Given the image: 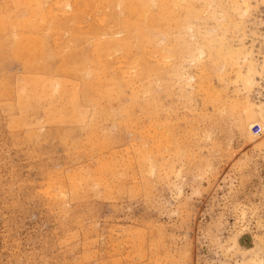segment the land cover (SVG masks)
I'll return each mask as SVG.
<instances>
[{"label": "rangeland", "instance_id": "rangeland-1", "mask_svg": "<svg viewBox=\"0 0 264 264\" xmlns=\"http://www.w3.org/2000/svg\"><path fill=\"white\" fill-rule=\"evenodd\" d=\"M195 1L202 2L197 4H201L200 7L204 5L202 9L207 12L205 15L203 10L204 16L208 18V9L212 12L214 9L216 17L207 19L202 15L200 19L205 18L204 21L196 18L191 25L198 26L197 33L207 23V29L213 25L217 36L220 33L216 29L220 23L218 18L222 20L219 4L227 3L226 7L223 6L227 9L225 14L228 11V17H233L229 20L234 21L228 22L230 27H226L230 39L227 44L231 41L230 48L240 46L238 37L241 36L240 40L245 45L243 47L242 44L243 50L253 51L259 70L261 61L264 63V1L246 0L250 9H245V15L241 6L239 10L242 13L229 4V0H219L221 3L217 0L210 3L208 0ZM56 5H50L52 9L55 8L53 14L59 9L65 10L57 12L58 18L65 13L70 17L75 11L73 6ZM58 13H61V17ZM83 17V21L79 18L77 22L66 23L65 29L79 25L78 29L83 32L91 21H96L89 16ZM215 18L218 21L216 26ZM235 22H240V26ZM191 25L189 30L181 33L182 36L180 34L181 38L178 34L173 35L174 44L178 40L174 37H179L184 43L197 47L206 32L204 34L202 30L200 35L203 37L200 38L196 28ZM64 27L52 41L49 33L43 32L49 49L53 50L55 44L61 47L66 41L69 32ZM62 30L67 32L63 31V36ZM180 40L177 43L185 46ZM53 41L57 43L53 44ZM84 46L86 42H79L77 49ZM175 46L179 49L178 44ZM204 51L207 53V50ZM206 53L202 56H206ZM47 54L41 60L48 58L49 61ZM194 54L186 55V61L183 58L177 60L179 57L176 61L174 57L176 63L180 62L175 63V69L183 71V74L181 70V74H178L180 79L173 74L171 76L175 79L166 76V90L163 86L165 82L153 83L154 101H160L159 106V101L156 103L155 116L150 111L153 119H148L144 111L134 107L130 118L133 125L130 119L129 123L120 125L118 115L122 117V114H117V110L113 117L97 113L89 116L92 121L86 118V121L77 119L78 122H75L74 114H82L83 111L86 114V109L91 111L85 103L80 105H83L81 108L86 106L84 109L79 107L80 111L68 110L65 120L63 116H59L61 120H56V117L54 120V112L57 111L47 109V101L40 102L39 108L37 106L36 110L26 111L25 114L18 108L16 100L7 93L3 94V91L7 86L8 91L16 88L18 76L27 73L26 67L8 55L4 58L0 54V264H264V105L258 107L253 115H245L246 111L243 112L242 108L246 100L251 99L256 105L264 101V75L256 80L255 85L252 84L254 87L251 85L252 88L245 91L242 84H237L238 80L236 82L234 79V84L235 67H228L227 75L223 76L225 79H219V74L214 71L210 73L209 61L205 62L206 59L203 62L199 57L200 61ZM115 58L114 62L117 60ZM123 60L120 59L121 66ZM54 61V64H59V57H54ZM36 69H30L33 72L26 75L44 76L40 67ZM204 69L208 73L203 71V75L201 70ZM186 73L190 75L189 79ZM206 73L210 77H205ZM67 74L64 73L61 79L71 78L67 82H72L73 77ZM200 82L202 88L210 84L212 86L209 87L215 91L221 88L219 92H222L223 101L229 99L230 104L235 93L242 96L240 99H248L243 104L240 99L236 102L237 96L234 98L242 106H238L240 112H230V105L222 110L216 103L204 101L209 98L205 99L208 94H203L201 88L199 90L197 85ZM134 83L124 89V97L117 102L119 105L128 101L127 95L132 94H129L131 87L132 91L139 89L137 81ZM162 86L166 93L162 91ZM235 87H239V91ZM202 96L205 97L202 99ZM215 106L219 108L217 111ZM145 114L147 118L144 119ZM160 122L164 129L169 128L165 129L170 130L167 134L173 135L169 137L175 150L173 147H163L164 151H157L160 153L155 155L157 161L154 159L151 166L144 165L145 168L139 169L133 155L136 147L142 139L156 136L163 129L159 128ZM122 124L124 127L127 125L126 128ZM151 126L155 131L159 128L158 132L154 133ZM90 128L95 132H91ZM90 133L92 142L87 139ZM93 134L99 137L93 138ZM102 136L113 141L109 139L106 144ZM149 144L152 149L156 147L151 142ZM131 156L133 161L129 160ZM113 161L120 165L116 170L112 169ZM126 162H131L132 167L128 165L125 168Z\"/></svg>", "mask_w": 264, "mask_h": 264}, {"label": "bare ground", "instance_id": "bare-ground-1", "mask_svg": "<svg viewBox=\"0 0 264 264\" xmlns=\"http://www.w3.org/2000/svg\"><path fill=\"white\" fill-rule=\"evenodd\" d=\"M51 1H53V3H55L57 5L58 4H60V5L65 4L68 7L73 6L72 8L75 11H74V13L72 12V14H70V17H69L68 13H65V14H62V15H64V16H62V18H58V16L56 15L57 12L61 11V13H62L63 10H60L59 8H57L60 11L58 10V11H56V14L55 13L53 14V12H54L53 10H55V8L52 9L50 7V5L53 4V3H51ZM194 1L193 0H0V54H2L4 56V58H5V55H8L9 57H12L15 60L24 64L26 68L24 66L23 67L26 69L25 70L27 72L26 74L33 72L30 69L35 70L37 68L36 70H38V67H40L44 73V76H30V75L28 76L26 74L23 75L22 77L18 76L19 80L17 82V86H15L16 88L13 89V91L12 90L8 91L6 89V88H8V86H7L4 89L3 94L7 93V95L11 96L12 99H15L16 100L15 102H16L18 108L20 109V111L24 112L25 114H27L26 111L36 110L37 106L40 102L47 101V103H48L47 109H49V110L52 109L53 111H57V112H54V114H55V116L53 117L54 120H55V117L57 120V118H59V116H63V120H65L64 116H67L66 112L68 110L80 111L81 109H84L86 107L85 106L84 108H81L83 105L80 107V105L84 104V103L87 104V106H88L86 108H89V109L91 108L90 109L91 111L89 112L88 109H86V114H83L84 113L83 110H82L83 111L82 114H79L77 112L76 115L74 114L72 116L73 119L76 118V120L80 119V120L86 121L87 119L88 120L91 119V118H89V116L91 117L93 115H96L97 113H100V115L104 114L108 117L109 116L113 117L115 111L117 110V114L118 113L122 114L121 115L122 117H120V115H118V117L122 120V121L121 120L119 121V119H118L119 124L121 125V123L126 124V122L129 123L131 121L130 118H131V114H133V112H134L133 111L134 107L135 108L138 107V109L144 111L148 115V117H149L148 119H153V115L155 114L156 109H157L156 103L159 100H157V101L155 100L156 102L154 101V99H155L153 97L154 89L152 87V84L156 83V82H162V84H164V82H165V85H163V86H165L164 89L166 90V85H167V83H166L167 81H165L166 76H169V75L171 76V74H173V75H175V77L177 76V78L180 79V76L178 77V74L180 73L181 69L180 70L175 69L176 68L175 60L177 59V57H179V59H177V60H180L182 58L184 59V57L186 55L190 56V54H194L193 52H196L195 58L198 57L197 58L198 60L201 61L200 58H202L203 62L206 59L207 60L205 62L209 61V63L208 62L207 63L210 64V66H208V69H210L209 70L210 73L214 71L215 73L219 74L220 78L216 74V77H218L219 79H221V77L223 78V76L227 75V70L229 68L235 67L236 68V74H235V78L233 76V81H234V79H236V82L238 80L239 82L237 84H239V85L242 84V86L241 85L240 86L244 87L243 90L245 89V91H247V89L252 88L250 86L252 84L255 85L256 80L258 78H260L261 75H264V63H262V61H261V63H260L261 66H260V69L258 70L259 66L258 67L256 66L257 60L256 61L254 60L253 53H252L253 51L247 52L246 50L245 51L243 50V47H245V45L241 42V40H240L241 36L240 35H239L240 37H238L239 42H240L239 43L240 46L237 45V46H235V48L234 47L230 48L229 44H231V41L229 44H227V40L229 38H228V32L226 30V27L227 28L230 27L229 25H227L228 22H231V21L234 22L233 20H229V18H233V17H231V15L228 17V11L226 12L227 14H225V11L227 10L225 8L226 7L225 4H227V3H225L224 5H223V3L219 4V6L221 5L219 11L222 14L221 15L222 20H219V18H218V21L220 23L221 22L222 23L221 24L219 23L220 25L218 24V26L216 28L220 31L219 35L217 36L215 34H217L218 32L216 33V30L212 28L213 25L210 26L211 24L209 25L210 27L207 29L208 26L206 27V25H208V23L206 24L204 22L206 25L203 26L201 29H199V30H201V32L199 31V33H197L198 32L197 31L198 26L196 28L195 27L196 24L191 25L192 20H194L196 18L200 19V17L202 15L204 16V14H203L204 9H202V7L204 5L202 4L203 6L200 7L201 4L197 5L198 2H200V1H198V2L195 1V2H197L196 4L194 3ZM208 1H209V3L211 2V0H208ZM217 1L219 2V0H217ZM220 1H222V0H220ZM262 1H264V0H262ZM228 2L237 10H239L240 6H241V9H243V10H245V9L249 10L250 9V7L248 8L249 3L246 0H229ZM46 3H49L48 6H46ZM71 3H72V5H71ZM200 3H202V2H200ZM212 3H214V2H212ZM219 3H221V2H219ZM219 6H217V7L219 8ZM223 6H225V7H223ZM242 6L244 8H242ZM227 7H228V5H227ZM61 9H62V7H61ZM241 9L239 10V12L242 13ZM208 10L210 11V13H208L209 15H207L208 18L206 16H204V17L207 19H210L209 17L214 19V17H216V12L214 13V9H213V12L211 11V9H208ZM237 10H235V11H237ZM246 10L243 11L242 14L245 15L246 13H244V12H246ZM206 11H207V8H206ZM239 12L237 11V13H239ZM61 13H60V15L58 13L59 17H61ZM204 13H205V10H204ZM241 13L239 15H241ZM66 14H68L67 17L65 16ZM206 14H207V12L205 13V15ZM83 16H86V18H88V16H89L91 19L94 18L93 20H96V21L95 22L91 21L88 28L86 29V31H83V32L80 29H78L79 25H78V27L75 25L76 27H72V28H68V29L66 28L69 32V36L66 39V41L63 42L62 46L60 47L59 44H58L59 46L56 45L55 43H57V42L54 43V41H55V39H54L53 44H55V45L53 47V50L49 49V46L46 42L47 37L43 33L44 31L45 32L47 31V33H49L48 35H50V37H52L51 38V41H52L53 37H55V35L58 34V31L62 27L67 26L66 23L70 24L71 21L77 22V20L79 18H82ZM203 16H202V18H203ZM219 16H220V14H219ZM63 17H66V18H63ZM238 17H240V16H238ZM83 18L79 19V20L83 21ZM204 19H200V20L204 21ZM225 19H226V21H225ZM67 20L70 22H68ZM218 21H217V19H216V21H214V23H215L214 26H216V22L218 23ZM236 21H238V19ZM239 23L240 22H238V23L235 22L234 24L235 25L237 24L238 26H240ZM190 25L194 26L196 28V34L197 35L198 34L200 35V33H202V30H203L204 34L206 32V34H205L206 36L204 34H202V35H204V37L200 35V38L203 37V38H201L203 40V44L202 43L200 44V41H202V40L199 39L200 40L199 44L201 45L200 47L198 46L199 44L196 45L197 47H193L191 44L187 43L188 44L187 45L186 43H184L183 42L184 40H182V39L180 40V38L182 36L181 33L183 31L189 30ZM200 25H202V24H200ZM241 26H242V24H241ZM70 27H71V25H70ZM204 27H206V29L208 30V33ZM234 27H236V26H234ZM63 29H65V27ZM191 29H193V28H191ZM209 29H211V31H214V32H209L210 31ZM63 31L64 30H62V36H63V34L67 33L65 31H64L65 33H63ZM210 33H213V35H211ZM60 34L61 33H59V37H60ZM117 34H119V35H117ZM174 34L175 35L178 34V36H180V34H181L180 38L178 36H177L178 38H176V37H174V38H175V40L176 39L180 40V42L182 41L184 43V45L185 44L186 45L183 46L182 43H179V42L177 43V41H178L177 40L175 42V44L176 45L178 44V46H179V49H178V47L175 46V44L173 42V40H174L173 35ZM184 35H186V34H184ZM215 36H217V37L215 38ZM64 37H66V36H64ZM64 37H63V40L65 39ZM190 37L192 38V35ZM186 38H187V36H186ZM194 38L196 40L197 37L194 36ZM60 41L61 40H59L58 42H60ZM79 42H86V47L84 46L81 49H77V45ZM192 42H193V40H192ZM213 42L214 43L216 42V43L214 44ZM211 43H213V44H211ZM192 44L195 46L196 43L193 42ZM242 44L244 45L243 47H242ZM189 45H191V46H189ZM51 46H50V48H52ZM204 47H207V48L204 49ZM232 48H234V49H232ZM204 50H207V53ZM257 51H259V50H257ZM47 53L49 54V61L47 60L48 58H46V60H41V57L42 56L44 57ZM203 53H206V56L203 55L206 58H204L202 56ZM48 54H47V56H48ZM2 55H0V56H2ZM194 55H193V57H194ZM54 57H59V59H60V62L58 61L59 64H57V65L54 64V62H55ZM174 57H175V60H174ZM0 58H2V57H0ZM114 58H115V60L117 59L115 62L113 61ZM262 58H264V57H262ZM120 59H124L122 61V62H124L123 66L120 65L121 64ZM189 59H190V57H189ZM191 59H194V58H191ZM172 60H174V61L172 62ZM194 60H196V59H194ZM239 60H242V62ZM200 61H197V62L199 63ZM193 62H195V61H193ZM203 62H201V64ZM172 63H174V64L172 65ZM177 63L179 64L180 62H177ZM242 65H245L244 69H243ZM204 66H207V65H204ZM179 67L181 68V66H179ZM179 67H177V68H179ZM206 69L201 70L203 75L205 72H207V71H205ZM203 71H205V72L203 73ZM182 72L183 71L181 70V73ZM64 73H66V74L69 73L73 77L74 82L73 81L67 82L68 79L67 80L61 79V78H63ZM215 73H214V75H215ZM187 74L188 73H186V75ZM189 74H190V72H189ZM209 75L210 74H207L205 77H207V76L210 77ZM171 77L174 78V76H171ZM187 77H188L187 79H189L190 75H187ZM70 79L71 78H69V80ZM223 79H225V78H223ZM144 80H146V82ZM135 81H137L138 85H140L137 87L139 89L132 91V89H131L132 87L130 89L128 88L129 90H131L129 92V94L132 92L131 95H127L130 98V99L127 98L128 99L127 102H129V103L126 102L125 104L121 103L122 105H119L120 103L118 104L117 102L118 101L121 102V100H119V99L122 96L124 97V93H125L124 89L126 87H130L131 84L134 83ZM207 81H209V80L207 79ZM207 81H206V84L208 83ZM202 82H204V81L202 80ZM228 82H230V81H228ZM137 83H136V85H137ZM139 83H142V84H139ZM202 84L204 85V83H202ZM234 84H235V81H234ZM257 84H258V81H257ZM132 85H135V83ZM163 86H162V91L164 93H166L167 91H165L163 89ZM168 86H169V84H168ZM197 86L199 87V90L201 88L202 89L201 91H204L203 94L204 93L208 94V95L206 94L208 97L205 99L209 98V100L208 101L204 100V101H206V102L211 101V103L214 102L221 109L224 106L230 105L229 106L230 108L229 107L228 108L230 109V112H232V113L234 111L235 112L239 111L240 107H238V106H239L240 102L241 103L243 102V104H244V102H245L244 100L248 99V98H246V99L244 98V96L246 94L243 96V98H244V100H243V99H240L242 97L241 95H239L237 93H235V94L233 93L235 97L237 96L236 97L237 101H236V99L234 100L235 97H233V98L230 97L231 100H233V102H235V101L238 102L240 99L239 104L236 102L235 103L232 102L233 104L232 103L230 104L228 102L229 101V99H228L227 102L229 104L225 105L227 102L225 100L223 101L222 92H219L221 90V88H219V91H218V89H217V91H215V89L213 87H211V88H213L214 90H212L208 85H206L203 87L205 89H203L201 87L202 86L201 82ZM223 86H225V84ZM226 86L228 87V85H226ZM239 87H237V88H239ZM167 88H169V87H167ZM232 88L233 87H231V89ZM237 88H236V90L239 91V89H237ZM184 90H186V89H184ZM227 90H229V89H227ZM243 90H240V91H243ZM187 92L188 91H186V94H187ZM223 92H224V90H223ZM232 92H230V93H232ZM254 92H255V90H254ZM242 93H240V94H242ZM224 95H225V93H224ZM168 96H171V95H168ZM226 96H228V94ZM238 96H240V97H238ZM143 97H144V99H141ZM155 97H156V95H155ZM204 97L202 96V99ZM241 100H243V101H241ZM257 101H258V99H257ZM114 103H116V104H114ZM159 104H160V101L158 102V106H159ZM183 104H185V103H183ZM261 105H264V101H262V103L260 102V104L256 105V103L254 104L251 101V99L246 100L245 104L242 105L244 107H242L240 104V106L242 108H244L243 112L246 111L245 112L246 114L244 113L245 115L255 114L257 112L258 107H260ZM79 107L81 108L80 110H79ZM215 107L217 108V109L215 108L216 109L215 111H217L219 108L217 106H215ZM38 108H39V106H38ZM167 108H169V107H167ZM46 111H48V110H46ZM53 111H52V113H53ZM150 111H152L151 113L153 115H151L149 113ZM158 111H160V110L158 109ZM141 112H139V113H141ZM220 112H222V111H220ZM147 115H146V117H144V119L147 118ZM157 116H159V115H157ZM123 117H124V120L122 119ZM59 119L61 120L62 117H60ZM129 119H130V121H129ZM142 119H143V117H142ZM148 119H146V120H148ZM138 120H140V119H138ZM90 121H92V119ZM118 121L115 120L117 125H118ZM75 122H78V120ZM153 122H155V120H153ZM131 123H132V121H131ZM160 123H161V127H159V128L161 129L163 126H162V122H160ZM123 124H122V126L124 127ZM132 125H133V123H132ZM137 125H139V124H137ZM126 126L124 128H126ZM153 126H156V125H153ZM129 127L131 128V126H129ZM172 127H173V125H172ZM159 128H158V130H159ZM166 128H168V127H165V129ZM154 129L155 128L152 129V131H154V133L158 132V130L155 131ZM163 129H164V127H163ZM165 129H164V131H162V130L159 131L158 132L159 134L156 133L155 134L156 136H153V137L151 136L149 139L147 137H146L147 138L146 139L142 135V137L145 139L141 140V143L138 147H136L137 145L135 146L136 150H135V153L133 154L134 158L137 159V160H135V159L134 160L136 162H138L136 164H138L137 166L139 169L145 168L146 166L143 167L144 165H147V167L149 165L151 166L153 160L154 159L156 160V158H157V157L155 158L157 151L163 150L164 148L168 149V148H172V147L175 150V147L173 146V143L171 141V138H172L171 136H173V135L171 134V136H170V134H167L170 130L165 131ZM90 130H91V132L93 131L91 128H90ZM189 131H190V129H189ZM93 132H95V131H93ZM180 133H181V131H180ZM28 134H27V136H28ZM91 134L92 133H90V136H89V134L87 135V139H88V141L91 140V142H92ZM191 134H194V133H191ZM84 136H86V135H84ZM147 136H150V135H147ZM94 137H95V135L93 136V138ZM180 137H181V134H180ZM103 138H101V139H103ZM109 139H111V138H108L107 139L108 141H107L106 138H104L103 141L107 144V142H109ZM111 140L113 141V139H111ZM179 140H182V139H179ZM112 141L110 142L111 144H112ZM94 142L95 141H93V145H94ZM150 142L153 143L154 146H156V147H154L155 151L153 150L154 148L152 149L150 147V144H149ZM173 142L175 143V141H173ZM96 144H97V142H96ZM153 144H151L152 147H153ZM180 144H182V143H180ZM185 144H186V142H185ZM93 145H91V147ZM130 147L132 148L133 146H130ZM135 147H133V148L135 149ZM134 149H132V150H134ZM158 153H160V152H158ZM165 153H166V150H165ZM179 153H181V152H179ZM113 159H115V157ZM131 159H132V156L130 157L129 160H131ZM131 161H133V160H131ZM164 161H165V159H164ZM111 163H112V169L113 170H116L118 167H120V165H118L119 163L117 164L114 161ZM124 164L126 165L125 168H127L128 165H129V167L130 166L132 167L131 162H126ZM140 166H142V167L140 168ZM163 166H161V167H163ZM157 167H160V166L158 165ZM138 168L136 167L137 170H138ZM151 169L153 171V168H151ZM140 171H143V170H140ZM63 184H62V186H63ZM52 187H54V186H52Z\"/></svg>", "mask_w": 264, "mask_h": 264}, {"label": "built area", "instance_id": "built-area-1", "mask_svg": "<svg viewBox=\"0 0 264 264\" xmlns=\"http://www.w3.org/2000/svg\"><path fill=\"white\" fill-rule=\"evenodd\" d=\"M259 128V126H257Z\"/></svg>", "mask_w": 264, "mask_h": 264}]
</instances>
